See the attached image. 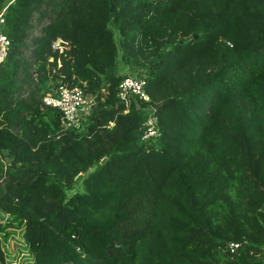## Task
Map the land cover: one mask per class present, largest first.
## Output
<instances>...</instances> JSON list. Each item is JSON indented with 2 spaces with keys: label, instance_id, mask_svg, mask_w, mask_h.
Here are the masks:
<instances>
[{
  "label": "trees",
  "instance_id": "trees-1",
  "mask_svg": "<svg viewBox=\"0 0 264 264\" xmlns=\"http://www.w3.org/2000/svg\"><path fill=\"white\" fill-rule=\"evenodd\" d=\"M4 17L0 238L19 232L25 264H264V0H12ZM120 61L146 80L152 140ZM59 81L94 105L56 137L41 99Z\"/></svg>",
  "mask_w": 264,
  "mask_h": 264
},
{
  "label": "built area",
  "instance_id": "built-area-1",
  "mask_svg": "<svg viewBox=\"0 0 264 264\" xmlns=\"http://www.w3.org/2000/svg\"><path fill=\"white\" fill-rule=\"evenodd\" d=\"M11 1L0 2V63L6 59L10 48V38L3 31V25L4 14ZM67 44V41L58 37L52 41L51 46L52 49H62ZM117 94L124 103L125 110L128 109L131 102L135 101L147 111L146 119L142 123L141 139L152 140L151 138L158 135L155 105L151 102V95L146 89L145 78L137 73H127L118 83ZM41 100L44 104L56 107L60 111L57 136L65 133L68 129H84L94 105V96L86 93L80 85L62 81L50 86ZM0 212L4 216L0 221L5 222L8 214L1 210ZM228 246L233 250L238 246V243L230 241Z\"/></svg>",
  "mask_w": 264,
  "mask_h": 264
},
{
  "label": "rangeland",
  "instance_id": "rangeland-1",
  "mask_svg": "<svg viewBox=\"0 0 264 264\" xmlns=\"http://www.w3.org/2000/svg\"><path fill=\"white\" fill-rule=\"evenodd\" d=\"M33 22H35V18L33 17ZM32 33L29 35V38L31 35L36 34L39 31V27L35 25L31 30ZM26 53H29V49H26ZM119 71L121 73H136V70H131L128 68V66L125 63H122V61L119 62ZM56 137H58L56 135ZM82 189L80 181L75 184V186L72 189H67V194H70L74 192L75 190ZM4 216L0 212V219H2ZM13 233V234H12ZM2 236V234H1ZM1 241V248L4 251V257L6 260L14 263V264H25L30 262L32 259V256H30V253L27 251L25 247V243L22 240V237L20 236L18 231H14L9 233V235L4 238H0Z\"/></svg>",
  "mask_w": 264,
  "mask_h": 264
}]
</instances>
